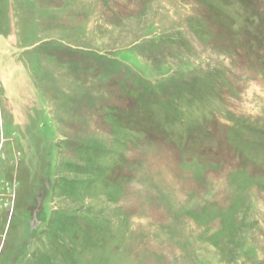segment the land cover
<instances>
[{
	"label": "rangeland",
	"instance_id": "obj_1",
	"mask_svg": "<svg viewBox=\"0 0 264 264\" xmlns=\"http://www.w3.org/2000/svg\"><path fill=\"white\" fill-rule=\"evenodd\" d=\"M0 264H264V0H0Z\"/></svg>",
	"mask_w": 264,
	"mask_h": 264
}]
</instances>
